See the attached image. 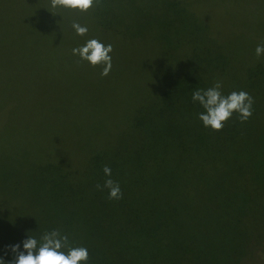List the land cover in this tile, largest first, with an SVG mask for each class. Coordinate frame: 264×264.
Returning a JSON list of instances; mask_svg holds the SVG:
<instances>
[{
    "label": "trees",
    "instance_id": "trees-1",
    "mask_svg": "<svg viewBox=\"0 0 264 264\" xmlns=\"http://www.w3.org/2000/svg\"><path fill=\"white\" fill-rule=\"evenodd\" d=\"M33 2L0 0V87L9 89L0 97L5 264L15 257L10 246L23 251L29 235L39 240L53 229L88 249L87 264H264L253 211L264 177V56L246 62L235 43L227 51L183 0H97L88 28L153 46L159 68L125 106L94 105L91 89L66 104L32 103L20 83L6 84L13 75L49 69L54 57L59 70L81 63L68 40L70 9ZM51 40L60 53L48 50ZM218 79L225 95L244 90L255 103L247 122L234 115L213 131L197 118L203 108L191 94ZM102 105L110 114L93 113ZM105 165L120 200L95 187L106 179Z\"/></svg>",
    "mask_w": 264,
    "mask_h": 264
},
{
    "label": "rangeland",
    "instance_id": "rangeland-1",
    "mask_svg": "<svg viewBox=\"0 0 264 264\" xmlns=\"http://www.w3.org/2000/svg\"><path fill=\"white\" fill-rule=\"evenodd\" d=\"M183 1L195 15L209 25L212 35L219 42L225 43L227 51L235 43V47L242 48L243 53L240 55L244 58V61L250 62L253 59H259L255 55V48L258 44L264 42V27L261 25L264 23V0ZM33 3L36 6L39 4L38 0H34ZM42 4L47 6L45 3ZM69 11L71 18L68 30L74 21L88 28L89 18L87 12L73 9ZM92 38L100 40L105 45L111 44L113 46L114 51L110 54L113 66L107 77H101V66L93 67L84 61H80L79 65L75 63V66L67 65L64 70H59L57 65L61 66V59L57 60L54 57V60L51 59L52 66L49 69L43 71L29 70L26 74L20 71L18 75L12 76L13 80L11 82L6 84L19 88L20 83L29 102H44L49 103L50 106L57 105L60 101H62L61 104H66L63 101L83 98V94L89 89L94 92L93 96L90 97L94 102L90 101L89 103L93 102L94 105L97 104V100L123 105L129 99L130 94L138 96L143 88L140 91L135 88L139 84L144 87V78H147V73L149 74L150 71L158 69L160 66L161 61L157 49L153 46H146L142 42L131 44L130 40L123 39L121 36H109L95 29L91 31L90 28H88L87 35L83 37L78 36L73 31L68 40L76 43L75 47H79ZM228 44H230V47ZM47 46L48 50L51 47L52 51L57 53H60L63 49L62 45L56 46L52 40L47 41ZM236 52L240 53L237 50ZM71 60V57H68L66 61L70 63ZM261 62L264 63V60L262 59ZM133 63H136V65H133ZM119 68L121 72L117 70ZM8 91V88L0 87V97H5ZM101 107L103 109L99 108V110L94 106L92 108L93 113L101 115L105 112L110 114L106 105ZM62 112H64L67 120H75L73 116L71 119L68 108H64ZM75 115L77 116V114ZM25 119H28V117H25ZM74 157L70 153L64 155L65 160L72 161ZM259 184L261 187L260 195L258 199L254 198L253 200V211L257 221L261 224L264 236V177L260 178Z\"/></svg>",
    "mask_w": 264,
    "mask_h": 264
},
{
    "label": "clouds",
    "instance_id": "clouds-1",
    "mask_svg": "<svg viewBox=\"0 0 264 264\" xmlns=\"http://www.w3.org/2000/svg\"><path fill=\"white\" fill-rule=\"evenodd\" d=\"M97 0H49L51 8H67L87 12ZM72 28L78 36H86L88 28L78 22L72 23ZM114 51L111 44L105 45L100 40L92 38L83 45L73 48L72 55L78 56L79 61L89 63L93 67L101 66V77H107L112 70V56ZM257 58L264 56V42L255 48ZM223 81L216 80L211 87L206 89L197 88L192 92L193 103H198L203 111L198 113L197 118L205 128L213 131H221L226 122L234 115H237L241 123L247 122L253 115L254 98L246 91H232L225 95L222 91ZM103 173L106 177L103 184L97 183L98 191H108L109 200H120L123 192L119 182L113 180L112 170L105 165ZM21 245L10 246V250L15 254L11 264H87L89 252L86 247L73 246L69 236L63 234L60 229H53L44 232L39 240L30 236ZM66 249V251H65ZM0 264L5 261L0 258Z\"/></svg>",
    "mask_w": 264,
    "mask_h": 264
}]
</instances>
